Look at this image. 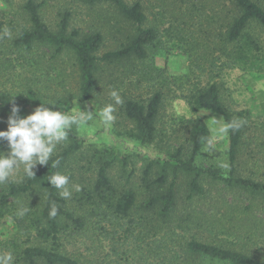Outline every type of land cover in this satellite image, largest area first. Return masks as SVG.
I'll list each match as a JSON object with an SVG mask.
<instances>
[{
    "label": "rangeland",
    "instance_id": "obj_1",
    "mask_svg": "<svg viewBox=\"0 0 264 264\" xmlns=\"http://www.w3.org/2000/svg\"><path fill=\"white\" fill-rule=\"evenodd\" d=\"M34 1L42 4L43 19L53 30L57 29L61 16L66 12H72L69 31L77 28L82 32H90L102 28L107 34L106 44L100 49V54L117 48L136 30L132 23L116 17L109 6L90 5L85 0ZM126 1L133 3L138 0ZM139 1L145 6L148 21L158 25L160 30L155 45L148 47V63L166 68L169 75L183 76L192 69L200 74V66H210L213 59L217 64L226 60L220 51L206 47L208 41L199 26L203 30L208 28L209 20L212 19L214 27L220 29L226 23L224 5L227 0ZM27 2L0 0V92L19 94L24 98L22 117L31 114L42 104L45 107H57L69 114L84 110L87 106L93 113V120L80 127L73 126L68 141L58 145L55 151L63 150L72 142L71 134L81 143V149L68 159L63 169V174L70 177L68 187L72 194L75 185L92 188L97 177L99 158H105L112 161L109 176L116 187L120 190L132 189L137 194V207L132 216L136 222L130 224L128 219L103 221L102 226H107L109 237L93 226L91 228L94 230L87 235L75 231L61 232L58 240L60 250L79 260H92L96 264H106L107 260L119 261L120 258L124 262L129 261L124 264H162L161 256L173 250L181 252L184 240L196 234L201 240L232 245L264 261V199L260 193H253L241 186H228L205 175L201 183L206 194L190 197L188 183L191 176L179 171L174 213L160 218V206L144 208L147 184L144 183V170L149 162L155 160L150 180L156 178L166 165L169 170L168 182L172 180L174 173L169 162L175 159L179 149H182L183 160L188 155L187 120L201 119L210 131L195 165L212 167L229 175V129L223 130L227 126L224 118L211 110H192L182 99L169 98L161 112L157 136L149 145L142 144L128 134L134 123L124 116L120 104L115 105V122L105 126L99 113L106 104H114L111 92L118 91L122 100L126 92L141 90L139 79L143 84L144 78L139 70L144 60L133 59L134 64L112 66L93 98L84 100L80 93V72L73 51L65 49L57 54L55 47L46 42H36L31 49L16 45L21 30L30 25L25 6ZM175 12L182 15L186 13V18L181 17L186 21H174L172 15ZM6 29L10 31V36H5ZM246 32L259 43L260 50L254 49L248 62L239 61L235 67L219 70L220 76L216 80L222 84L226 106L231 110H245L248 114L246 146L243 147L236 175L264 182V155L258 151L254 157L248 155L250 148L255 146L252 142L264 140V28L254 21ZM129 66H133L134 74L127 77L125 72ZM207 77L205 73L202 79L207 80ZM123 78L130 80L122 83ZM96 150L99 152L96 153ZM0 151L6 155L10 151L6 140H0ZM24 177L21 166L11 179L19 183ZM3 188L0 187V199L7 194ZM42 191L38 189L34 193L18 197L10 195L0 200V212H5L0 217V256L11 252L13 264H25L22 255L26 247L46 244L40 233V228L46 225L44 219L40 228L37 225L41 219ZM25 208L28 209L27 213L23 217L18 216L17 212ZM190 215L194 216L193 221L190 224L183 223L184 228L179 227L181 220ZM144 217L148 220L145 225L147 230L144 228ZM149 222L155 223L153 230L156 234ZM250 233H253V239L248 241L246 238ZM52 245V242L47 243L49 247ZM39 264L48 263L39 260ZM197 264L233 263L199 257Z\"/></svg>",
    "mask_w": 264,
    "mask_h": 264
},
{
    "label": "trees",
    "instance_id": "obj_2",
    "mask_svg": "<svg viewBox=\"0 0 264 264\" xmlns=\"http://www.w3.org/2000/svg\"><path fill=\"white\" fill-rule=\"evenodd\" d=\"M85 1L90 5L113 8L116 17L132 23L136 30L127 36L126 42L120 43L115 49L100 54V49L106 44L107 34L102 28L90 32H82L77 28L69 31L72 12H66L61 16L57 29L53 30L43 19L42 4L28 0L25 6L30 25L21 30L16 38V45L31 49L36 42H46L55 47L57 54L65 49L73 51L80 72V93L84 100L93 98L94 94L101 88L103 77L112 66L134 64L132 63L133 59L144 60V65L139 70L141 77L144 78L143 84L139 79V85L142 87L138 88L141 90L134 89L126 92L120 104L124 116L134 123V127L129 130L128 134L137 138L144 145H149L155 140L161 112L169 98L184 100L192 110H211L221 115L227 124L233 121L244 122L239 130L233 131L229 128L231 168L229 175H225L212 167L202 168L195 165L196 157L207 141L210 131L207 124L201 119L187 120L186 127L189 131L187 158L184 160L181 158L182 149H179L175 159L169 162L174 173L170 182H168L169 170L167 165L162 168L156 178L150 180V174H152L156 161L153 160L147 164L144 170V183L147 182L146 192H144L146 193L144 208L150 209L155 205L160 206L158 211L160 218L168 217L174 213L177 199L176 180L179 171L186 172L187 175L191 176L188 183L190 197L206 194L201 180L205 175H208L225 185L241 186L253 193H260L264 199L263 181L236 175V171L240 167L239 160L243 147L246 146L247 111L229 109L223 100L222 84L216 80L220 76L219 70L235 67L239 61L248 62L251 52L254 49L260 50L259 43L247 34L246 30L249 24L254 21L264 28V0H227L224 5L226 23L220 29L214 27V22H211L212 19L209 20L208 28L204 30L199 24V28L205 33L206 41H208L206 47L213 51H220L226 56V60L217 64L213 59L210 66H200V74H196V70L192 69L190 73L183 76L169 75L166 68L146 61L148 47L155 45L160 30L158 25L148 21L145 6L141 1L138 0L133 3L126 0ZM196 11L200 12V9L196 8ZM190 14L192 15L193 12ZM179 15L180 17H178ZM172 17L174 21L181 20V23H184L186 20L182 18L187 16L186 13L182 15L180 12H175ZM132 67L127 68L125 72L127 77L129 74H134ZM205 73L209 76L207 80L202 79ZM125 80L130 79L123 78L122 83ZM30 93L33 92L30 90ZM23 102L24 98L19 94L0 92V130H6L5 120L11 115V109L14 105L19 107V115L21 116ZM70 137L72 142L63 150L54 153L48 165H38L34 169L35 177L29 178L25 175L24 180L19 183L10 179L7 183L0 185L7 191L2 199H6L10 195L18 197L43 189V198L40 202L41 219L37 225L40 228L42 219H44L46 225L40 228V233L44 239L42 241L46 244L26 247L22 255L25 264H39V260L48 264H96L92 260H79L60 250L59 233H73L75 231L87 235L89 231L94 230L91 228L93 226L94 228L97 227V230L101 229L103 235L109 237L107 226L106 228L105 225L102 226L103 221L113 222V219L116 221L128 219L130 224L136 222L132 216L137 207V194L132 189L120 190L116 187L109 176V168L112 165V161L109 159L99 158L97 177L92 188L81 186V191L73 192L70 199H62L59 196V191L51 186L47 180L48 176L57 171L63 173L68 159L82 147L74 134H71ZM251 144L255 146L250 148L251 153L248 151L249 156L254 157L257 155V151L260 155H264V140H258ZM98 152L96 150V153ZM57 159L60 161L59 166L53 168L51 165ZM53 203L58 206L59 211L55 218L50 219L49 211ZM4 215L5 212L1 211L0 217ZM193 218L192 215L186 219L183 218L179 227L184 228L183 223L188 222L190 224ZM147 221L144 217L145 229ZM63 223L64 225H62ZM149 223L153 230L155 223ZM148 232H150L149 229ZM153 233L156 234L154 230ZM246 239L252 240L253 233L247 234ZM48 242H52V247L47 246ZM181 248V252L180 250L179 252L173 250L169 254L161 256L162 264H197L199 257H210L233 264H264V261L253 254L232 245L201 240L196 234L185 239ZM106 262V264H124L129 261L124 262V259L121 260L120 258L119 261L107 260Z\"/></svg>",
    "mask_w": 264,
    "mask_h": 264
},
{
    "label": "clouds",
    "instance_id": "obj_3",
    "mask_svg": "<svg viewBox=\"0 0 264 264\" xmlns=\"http://www.w3.org/2000/svg\"><path fill=\"white\" fill-rule=\"evenodd\" d=\"M5 36H10V31L5 30ZM111 97L113 103L106 104L99 115L105 126H111L116 117L114 115L115 105L122 103L118 91L113 90ZM19 107L13 106L11 115L7 120V130H0V140H6L10 151L7 155L0 151V185L7 183L17 171L23 166L24 174L29 177H35V167L39 165H48L52 159L57 146L66 143L69 139V132L73 126L80 127L83 124L93 120V113L85 109L78 110L69 114L59 108L45 107L43 104L27 116L19 115ZM241 122H230L223 129L227 131L231 128L233 131L239 130ZM59 159L53 161L52 167L59 166ZM47 180L51 186L59 191L62 199H70L72 190L68 187L70 182L69 175L59 171L49 175ZM75 191H81L79 185L74 186ZM28 209H22L17 215L23 217ZM58 206L53 203L49 211V218H55L58 214ZM13 255L11 252L0 256V264H13Z\"/></svg>",
    "mask_w": 264,
    "mask_h": 264
}]
</instances>
